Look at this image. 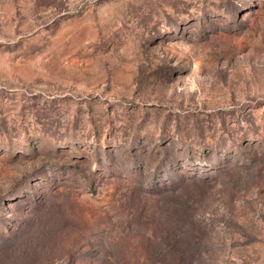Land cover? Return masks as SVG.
I'll list each match as a JSON object with an SVG mask.
<instances>
[{
    "label": "rangeland",
    "instance_id": "1",
    "mask_svg": "<svg viewBox=\"0 0 264 264\" xmlns=\"http://www.w3.org/2000/svg\"><path fill=\"white\" fill-rule=\"evenodd\" d=\"M0 264H264V0H0Z\"/></svg>",
    "mask_w": 264,
    "mask_h": 264
}]
</instances>
